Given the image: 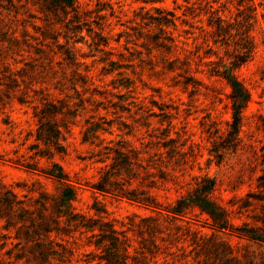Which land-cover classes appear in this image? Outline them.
Returning a JSON list of instances; mask_svg holds the SVG:
<instances>
[{"label":"rangeland","instance_id":"374dc122","mask_svg":"<svg viewBox=\"0 0 264 264\" xmlns=\"http://www.w3.org/2000/svg\"><path fill=\"white\" fill-rule=\"evenodd\" d=\"M74 6L0 0V264H104L111 231L127 264H264V0Z\"/></svg>","mask_w":264,"mask_h":264},{"label":"trees","instance_id":"16d2710c","mask_svg":"<svg viewBox=\"0 0 264 264\" xmlns=\"http://www.w3.org/2000/svg\"><path fill=\"white\" fill-rule=\"evenodd\" d=\"M60 2L71 7V10L74 11V0H60ZM217 21V27H221V24L224 22V20L220 17H217ZM239 40L241 43H238L237 46L238 53L240 54L235 55V65L244 64L255 52V44L252 40L251 34L246 32L241 33ZM220 74L231 89L232 112L231 120L228 122L227 135L230 139L229 142H238V140L240 139V134L242 132V112L245 108L248 107L251 101V94L250 91L236 78V76L228 71V69H224ZM261 123L264 126V116L261 117ZM260 151H262V155L260 156L261 164L264 165V145L260 148ZM259 179L263 183H261V185H258V187H264V175ZM213 187V181L211 179H206L204 186H199L195 190L196 195L193 201H197L195 205L198 206L201 211L205 212L214 224H216L220 228H225L224 224L227 223V220L225 219L224 213L218 210L209 198V194ZM181 204L182 203H180V205ZM175 212L179 211L175 209ZM243 234L249 238L264 242V235H261V237H257L256 234H254L253 229H246L245 231H243ZM104 240H107L109 243L108 245H103L105 254L101 257V262H103L104 264H127V261L124 258V254L122 255L120 253L119 247L121 245V242L119 240V237L115 236L114 231H111V235L105 236ZM41 259L43 261L42 264H50L46 254L42 255Z\"/></svg>","mask_w":264,"mask_h":264}]
</instances>
